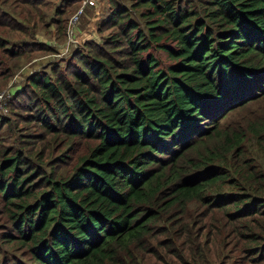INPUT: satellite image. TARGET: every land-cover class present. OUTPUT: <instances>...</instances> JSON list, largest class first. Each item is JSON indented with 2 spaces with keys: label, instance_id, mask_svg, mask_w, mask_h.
<instances>
[{
  "label": "trees",
  "instance_id": "1",
  "mask_svg": "<svg viewBox=\"0 0 264 264\" xmlns=\"http://www.w3.org/2000/svg\"><path fill=\"white\" fill-rule=\"evenodd\" d=\"M130 8L29 80L42 133L85 153L58 177L68 153L45 172L0 151L4 243L34 264H264V0Z\"/></svg>",
  "mask_w": 264,
  "mask_h": 264
},
{
  "label": "rangeland",
  "instance_id": "2",
  "mask_svg": "<svg viewBox=\"0 0 264 264\" xmlns=\"http://www.w3.org/2000/svg\"><path fill=\"white\" fill-rule=\"evenodd\" d=\"M133 1L93 0L74 17L81 7V0L36 3L32 0H0V40L6 49H10L6 56L0 53V151L8 150L9 156L19 151L31 163L35 162L33 155L41 153L43 157L39 160L42 162L37 165L45 172L49 171L47 165L68 153L64 164H55L54 169L58 177L70 172L74 158L85 153V144L82 141L64 144L61 137L53 140L42 133L40 123L34 119L35 102L30 99L29 80L43 75L52 78L50 70L66 67L72 55L85 43L100 45L107 38L108 30L104 27L111 5L121 4L130 10ZM138 13V10L132 11L129 17L142 25ZM255 111L256 103H253L241 112L228 114L222 123ZM10 225L0 211V264H34L25 249L12 241L4 243V228ZM226 264L252 263L246 259H229Z\"/></svg>",
  "mask_w": 264,
  "mask_h": 264
},
{
  "label": "built area",
  "instance_id": "3",
  "mask_svg": "<svg viewBox=\"0 0 264 264\" xmlns=\"http://www.w3.org/2000/svg\"><path fill=\"white\" fill-rule=\"evenodd\" d=\"M93 0H81V7L79 8V10L77 11V15H75L74 17L78 16L80 13H81V10H82V7L89 4V3H92Z\"/></svg>",
  "mask_w": 264,
  "mask_h": 264
}]
</instances>
